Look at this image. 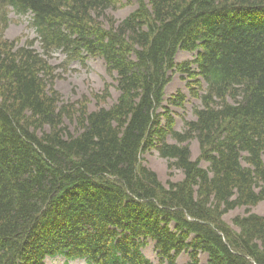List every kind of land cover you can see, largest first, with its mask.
<instances>
[{
	"label": "trees",
	"instance_id": "trees-1",
	"mask_svg": "<svg viewBox=\"0 0 264 264\" xmlns=\"http://www.w3.org/2000/svg\"><path fill=\"white\" fill-rule=\"evenodd\" d=\"M125 1L136 9L109 16ZM10 12L40 50L0 34V264H152L149 242L162 264H264V0H0ZM57 53L103 60L117 100L63 102ZM177 73L198 102L182 131L171 108L187 97L166 98ZM151 150L183 179L163 184Z\"/></svg>",
	"mask_w": 264,
	"mask_h": 264
},
{
	"label": "rangeland",
	"instance_id": "rangeland-1",
	"mask_svg": "<svg viewBox=\"0 0 264 264\" xmlns=\"http://www.w3.org/2000/svg\"><path fill=\"white\" fill-rule=\"evenodd\" d=\"M137 7V3L133 1V4L128 5L125 1L121 7H117L116 10L110 11L108 14L115 20L119 21L127 17ZM0 34L4 35L5 40L14 42L20 46L25 45L28 42H35V48L39 49V44L36 41V33L32 28L29 17H19L13 12H10L6 19L0 20ZM192 54L181 52L177 57L178 63L192 60ZM64 56L57 53L53 56L51 63L55 67V73L58 78L55 81V88L62 97L65 103H76L83 99H86L91 111L96 110L99 105L95 96H102L106 90L110 94V98L107 100L105 107L111 106L118 98L119 93L115 89V74H110L105 66V63L100 58L91 59L87 62L86 66H82L79 63H73L70 66L64 65ZM178 92H181L187 97V104L185 110L171 108L172 114L175 118V130H183L182 118L187 120H193L192 106L197 105L198 102L193 100L186 87V82L182 80L180 74L173 76L172 82L166 89V98H169ZM68 123V122H67ZM170 143H173L169 139ZM190 149L192 152V159L197 160L200 156L199 144L197 141L190 143ZM143 163L146 167L154 171L160 181L167 185L168 182H179L183 179V174L180 170L169 168V162L161 158L156 150L148 151L143 156ZM203 168H207L208 164L203 162ZM252 211L255 214L264 216V202L260 203ZM245 209H237L230 214L226 215L224 220L230 226L233 225V219L237 216H243ZM234 227V226H232ZM143 254L152 262V264H162L158 258L157 252L154 249V243L149 242L148 245L142 250ZM201 264H206L208 256L201 254ZM178 264H187L189 262L188 255H181L178 260ZM46 264H66L63 258L47 259ZM68 264H86L84 261L77 260Z\"/></svg>",
	"mask_w": 264,
	"mask_h": 264
}]
</instances>
